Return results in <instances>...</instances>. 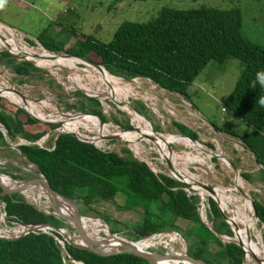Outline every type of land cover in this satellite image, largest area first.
<instances>
[{
  "label": "trees",
  "instance_id": "1",
  "mask_svg": "<svg viewBox=\"0 0 264 264\" xmlns=\"http://www.w3.org/2000/svg\"><path fill=\"white\" fill-rule=\"evenodd\" d=\"M57 1L62 3L63 0ZM65 31L64 33L59 28L58 34L63 33L64 40L73 35V48L63 50V42L54 43L45 37L44 32L34 40L44 50L53 54L63 53L78 58H88L92 55L98 61L88 59L101 66L111 76L126 81L134 78L148 79L160 89L176 94L185 101L186 89L205 66H221L227 59L237 60L241 67L240 73L226 97L224 109L247 131L243 135H234L222 129L216 130L238 139L255 157L260 167L255 178L249 174H241V178L248 183L255 180L264 184V105L259 103L260 99L264 98V87L255 83V73L264 70V46L251 43L244 37L241 13L237 8L199 7L179 10L162 7L143 24L121 22L106 44L91 37H80L78 34L76 38L71 29ZM27 43L32 44L31 41ZM0 64H4L13 74L20 77L18 83H22V78L29 77L31 73L39 72L30 62H16L6 52H0ZM72 95L74 102L64 103L65 110L90 114L102 123L107 122L96 99L85 97L79 91ZM133 108L145 115L144 107L140 103H135ZM90 118L97 121L93 117ZM111 120L121 129H129L127 121L119 122L114 117H111ZM0 125L8 139L18 136L30 143L54 129L38 123L2 98ZM172 126L181 136L191 141L197 140L196 133L185 126L174 122ZM30 128L34 131L29 130ZM6 146L0 133V148ZM208 147L212 148L211 145ZM17 150L27 162L40 171L50 189L80 205L84 212L101 201L113 203L118 193L124 194L123 209L142 210L140 221L127 233L132 241L156 232L179 230L149 210L152 205L160 206L168 215L189 222L190 232L183 237L187 242V254L191 258L205 264H242L241 250L233 243H221L217 238L232 237V233L222 220L216 204L207 199L212 233L198 219L196 195L187 196L182 190L185 186L171 178L164 175L155 177L143 163L133 159L128 150L122 149V156L112 152L103 153L69 134L57 135L50 151L37 146H19ZM195 152L201 154L196 150ZM204 158L209 161L207 156L204 155ZM10 167L15 172L18 171L17 168ZM0 201L4 204V212L9 221L24 226L48 224L55 228L69 229L61 220L37 212L19 194L4 195L0 197ZM252 204L261 227L264 248V205L255 200H252ZM79 212L82 214V210ZM207 219L209 220V217ZM190 222L196 226L193 228ZM109 231L117 234L120 229L115 227ZM53 235L59 239L57 235ZM175 239L170 238L168 242L173 243ZM212 246L217 249L214 250ZM64 250L70 258L82 264H147L127 254L99 257L66 243ZM178 250L184 252L183 246ZM0 264L63 263L61 249L52 237L43 233H30L16 240L0 239Z\"/></svg>",
  "mask_w": 264,
  "mask_h": 264
},
{
  "label": "rangeland",
  "instance_id": "2",
  "mask_svg": "<svg viewBox=\"0 0 264 264\" xmlns=\"http://www.w3.org/2000/svg\"><path fill=\"white\" fill-rule=\"evenodd\" d=\"M162 7L179 10L197 9L199 7L215 9L237 8L241 13L244 37L251 43L264 46V0H70L64 4L57 0H6L4 6L0 8V23L21 32L28 41L32 42V45H29L30 47H27V49L39 52L43 48L37 44L34 38L41 32H44L45 37L53 40L54 43L59 41L66 43L64 34H58L59 28H61L64 33L66 32L65 30L69 31L71 29L74 31L75 37L78 34L80 37H91L100 43L106 44L110 41L112 33L121 22L130 21L143 24ZM69 40L67 48H73L75 39L69 38ZM88 58L98 61L92 55H89ZM28 62L36 67L33 62L29 60ZM36 68L39 69V72L31 73L29 77L22 79V84L30 88L27 95L36 101L48 99L51 103L57 105L58 108L65 111L64 103L72 104L75 99L72 95L74 92L67 89L69 83H65L64 86L58 83L59 76L65 77V73H61V71H58L59 68L56 69L55 67ZM78 68L77 79L84 87V89H80V92L99 101L101 112L107 120L104 124L109 127L107 131L111 130V126H114L111 117H114L119 122L127 121L129 128H134V122H131V117L117 109L111 101L106 100L98 92V84L86 79V74L80 72L82 69L89 71L90 67L79 64ZM240 68V63L235 59H227L221 66L208 64L186 89L187 101L176 94H168L154 89L150 83L143 79H133L134 82L132 80L129 82L123 80L124 85L130 89V95L127 99L122 98L121 100L132 107L137 102L144 107V116L149 123L142 117L140 119L142 127L145 129L151 130L152 126L157 131L156 133L179 136L180 134L172 126L174 122L196 133L197 140L195 142H198L206 152L211 153L210 159L205 166L207 167L205 173H202L203 171L198 166L187 165V171L191 175L196 176L199 181L201 180L200 182L208 183L206 186L208 185L207 187L209 188L215 186L212 184L217 182L223 187L231 185L232 175L227 176L226 170L221 167L218 157L214 156L219 154L228 161L229 166L232 165L234 167L233 169L230 166L242 181L245 190L247 189L246 196L249 201L255 200L264 205V184L255 180L248 183L241 178V174H249L255 178L256 172L260 167L255 164L252 155L242 146L238 139L216 130L222 129L234 135H243L247 131L230 112L224 109V102L239 76ZM66 72L71 73V77L75 75L73 70L66 69ZM20 85L10 70L4 64H0V86L19 88ZM56 86H59V88ZM167 110H171L174 117L169 116L166 113ZM188 113L193 116H188ZM29 130L34 131L32 128ZM122 130L125 131L124 129ZM78 132L82 133L90 142H93L94 137H96V132L89 126H86L85 129H79ZM54 133V131L49 132L51 135L49 144L52 143ZM116 145L120 146L119 152L122 156L121 150H127L126 144L116 143ZM208 145H211L212 148L210 149ZM141 146L148 156L160 160L151 143L141 142ZM170 148L174 156L189 152L182 145L171 144ZM205 151L201 152V157H204ZM0 156H7L24 169L29 170L24 165V160L17 150H11L8 146L0 148ZM213 158L215 161H212ZM162 162L164 165L157 164V168L163 172L164 176L170 177L165 168L164 160ZM7 165L8 163L2 164V170L7 171L10 169L16 175L18 172L21 175L25 174L19 170L15 172ZM33 168L31 167V170ZM212 179L217 182H212ZM188 189L199 197V193L192 187ZM124 197V194L118 193L113 203L98 202L90 206L91 208L87 212H84L80 205H78V208L82 210L81 216L87 220L96 221L104 230L117 227L120 229V232L116 234L117 236L132 241V238L127 233L131 231L130 229L135 223L140 221L142 210L140 208L123 209ZM204 198L206 204L205 214L206 217H209L208 221L210 222L207 199L212 198ZM229 203L231 204V209H234L231 196ZM219 205L221 207V204ZM149 208L153 214L163 218L165 223L174 225L179 229L175 232L183 239L184 244L182 246L186 249L187 242L183 235L190 232L189 222L168 215L160 206L154 207L152 205ZM217 208L221 211L218 204ZM222 213L226 215L224 212ZM100 221L107 222L105 223L107 228ZM255 223L262 244L261 227L257 221ZM190 224L193 228L196 226L192 222ZM101 234L99 233V235ZM173 248L181 249V246L175 244ZM212 248L214 250L217 249L216 246H212ZM155 251L162 252L163 250L158 247ZM162 263L177 264L174 261H164ZM244 264L246 263L244 262ZM251 264L254 263L251 262Z\"/></svg>",
  "mask_w": 264,
  "mask_h": 264
},
{
  "label": "bare ground",
  "instance_id": "3",
  "mask_svg": "<svg viewBox=\"0 0 264 264\" xmlns=\"http://www.w3.org/2000/svg\"><path fill=\"white\" fill-rule=\"evenodd\" d=\"M6 30L11 34L10 35L11 37H9V39L7 40H4V38L0 36V49L1 48L8 49L11 52H16L18 54L24 53L25 59L33 62L35 66L39 68L55 67L56 69L65 68L69 70H75L77 64H82L84 66H87L81 63L80 61H78L77 59L64 58L60 56L52 57L50 53H47L42 50L39 52H33L32 50L19 48L17 47L18 46L17 42L14 41V37L12 36V33L8 29ZM75 72L78 73V71L76 70ZM80 72L86 74L87 77L86 79L98 84V92H100L106 100L111 102L113 101L114 103H116L115 106L117 109L123 111L124 113H126L131 117L132 120L131 122H134V128L136 130L122 133L121 140L123 142L129 143V145L134 148L136 147L135 145L139 141L145 143H151L153 145V150L156 152V154L161 159L163 160L167 159L170 162L172 170L171 172H169V174L171 176L191 186L196 192L199 193L200 196L211 197L214 200H216L220 210L221 211L223 210L222 212H224L229 218V221L227 223L230 226V228L234 230L236 228V231H234V236H232L230 240L239 243L243 248L244 257H245L244 262L246 264H251V262H253L251 256H253L260 261V264H264V250L262 248V244L260 241L259 232L256 229V223H255L256 220L253 218L251 214L249 200L247 199L246 196L247 189L245 190L242 181L239 179L237 174L233 172L232 168L229 166L228 161L225 158H223L221 155L218 156L219 163L221 167L226 170L225 173L227 174V176L232 175L231 185H229L228 187H223L221 186L220 183L215 181V179H212V182L215 181L217 183L212 184L215 186L210 187L211 192L205 191L200 186L201 185L206 186V184L208 183L200 182L201 180L199 181L196 176L191 175L187 171L188 168L187 165L188 166L194 165L200 167L201 170L203 171L202 173H205L207 171V167L205 166L208 160L205 159L204 157H201L198 153L195 152L196 150L201 153L204 150L200 145H198L195 142L188 141L183 137H181L180 135L178 136V135L160 134V133L154 134L151 132V130L143 128L140 116L132 112L128 108L127 103L125 104L121 100L122 98L127 99L130 95V89L124 85L123 80L109 75L103 69H96L90 67L89 71L86 69H82L80 70ZM74 81L77 83L79 80L77 78H74ZM0 95L3 96L4 98H7L11 102L18 103L13 93L1 87H0ZM44 106H46V103H43L42 108H44ZM29 107L32 109V111L35 114L42 117V114L39 111H37V109L33 105H30ZM166 113L169 116L174 117V114L171 110H167ZM189 115L193 116L192 114L188 113V116ZM86 126H91L95 132H98V134L103 133L100 130L106 127V126L101 127L99 123L94 119L84 116L78 119L75 118L73 120H71L70 118L69 121L65 123L60 130L77 132V129L79 128L85 129ZM144 136L146 138H144ZM171 144L182 145L184 148L189 150V152H185L183 154H178L174 156L172 154V151L167 150V145H171ZM205 156H207V158L210 159L211 153L205 151ZM4 182H7V180L4 179ZM25 196L27 198H33L32 195L28 193H25ZM230 196L232 197V205L235 207L234 209H231V204L229 203ZM33 201L37 203L36 197L33 198ZM219 204H221L222 208L220 207ZM1 220L2 219L0 216V221ZM83 227L91 234L93 238L98 237L99 233L107 234V230L101 228L100 225L94 220L83 221ZM151 244L152 243L148 242V240H141L136 244V246L138 248H144V247H149ZM176 253L180 255L183 252L177 250ZM182 263L187 264L185 262Z\"/></svg>",
  "mask_w": 264,
  "mask_h": 264
},
{
  "label": "water",
  "instance_id": "4",
  "mask_svg": "<svg viewBox=\"0 0 264 264\" xmlns=\"http://www.w3.org/2000/svg\"><path fill=\"white\" fill-rule=\"evenodd\" d=\"M23 56H24V53H22L20 55H13V59L19 60V61H23V60L28 61L25 58H23ZM51 56L52 57L60 56V57H64V58H73V59H77L78 61H80L81 63H83L89 67L96 68V69H103L101 66H99L95 62L89 60L88 58H78V57H73V56H70L67 54H52ZM119 79L123 80L122 78H119ZM124 81H126V80H124ZM126 82H129V80ZM161 90H163V89H161ZM10 91L12 93L16 94L20 99H22V96L17 91H14V90H10ZM163 91H165V90H163ZM168 93H171V92H168ZM112 103L114 105H116V103H114L113 101H112ZM127 106L132 112H134L136 115L144 118L148 122L147 118L145 116H143L142 114H140L137 110H135L131 105H129L127 103ZM79 115L83 116V114H79ZM86 115L97 119L100 126L103 125L101 120H99L96 116H93L90 114H86ZM31 118L37 122H40L46 126H49V127H59L60 126V123L45 122V121H42L39 119H35L33 117H31ZM135 130L136 129L132 128V127L127 129V131H135ZM152 132L154 134H156L153 130H152ZM61 133L62 134H69V135L78 139V137L73 133H65V132H61ZM98 137L103 139V140H106V141L118 140L117 137H113V136L101 137L100 135H98ZM144 138H146V137L144 136ZM184 138H186V137H184ZM55 139H54V141H55ZM186 139H188V138H186ZM149 140H151V139H149ZM188 140H190V139H188ZM54 141H53V144H54ZM167 150L171 151L170 145H167ZM247 151L252 155V153L249 150H247ZM214 156L218 157L219 154H216ZM252 157H253L255 164L257 165V163L255 161V157L253 155H252ZM22 159L24 160V165L27 166L29 168V170L24 169L19 164H17L14 160H11L9 158L0 157V197H2L4 195L10 196L12 194H19L22 197H25V193L32 194V195L38 194L47 202V209L46 210H45V208H42L36 204H30L28 202H26V203L29 204L31 207H33L37 212L51 216L53 218H56V219L64 222L69 227V229H71L75 233L76 239L74 241L71 240L65 234L63 228H55V227L48 225V224H38L35 226H27V228L23 232L19 233L15 237H12V238L0 237V239L16 240V239L23 237L24 235L33 233L37 229L46 228V229H49L55 235H57L59 237V239L61 241H63L64 243H66L68 246H71V247H74L76 249L94 254V255L99 256V257H108V256L118 255V254H127V255H131V256H134L136 258H139V259L143 260L144 262H146L147 264H160L164 261H167V262L174 261V262H177V264H182L181 262H185L187 264H205L204 262H202L200 260H196V259L191 258L187 254V250L185 248L183 249L184 252L180 255L177 254L176 252L166 253V252H158V251L148 250V249H141V248H138L136 246V244L139 242L140 239H138L136 241L126 240L124 238L117 236L114 233H111L109 231V229H107V234L102 233L101 235H98V237L93 238L91 236V234L86 229H84V227H83L84 217L81 216V214L79 212L78 205L74 201L65 199L62 196H60L59 194H57L55 191L50 189L46 179L42 176L40 171L36 167H34L32 164L27 162L23 157H22ZM6 162L14 164V166L19 171L24 172L26 174L25 179L21 178V177L16 178L19 176H17L14 173H11V172H9V173L6 171L2 172L4 170H2L1 165L6 163ZM164 162H165V168L167 169V171L171 172L172 167H171L170 162L167 159H164ZM230 166L234 169V167L232 165H230ZM31 167H34L33 170H31ZM170 178L172 180L176 181L177 183L182 184L186 188L191 187L188 184H185L184 182L175 179L171 175H170ZM4 179L7 180V182H4ZM200 187H202L207 192H211V188H209L207 186L201 185ZM211 200L217 206L216 200H214L213 198ZM249 205L251 208L252 216L257 221L252 201H249ZM219 212L221 214L222 220L230 229L232 236H234V231H236V228H235V230L231 229L227 223L229 221V218L226 215H224L221 211H219ZM89 220H91V219H89ZM100 222L106 227V225L103 221H100ZM202 224L210 232L213 233V231L211 229V224L210 225H206L204 223H202ZM217 238L221 243H233L234 245H236L241 250L242 264H244V250L239 243L230 240L231 237H227V236H217ZM263 250H264V248H263ZM251 258L255 264H260V261L258 259H256L253 256H251Z\"/></svg>",
  "mask_w": 264,
  "mask_h": 264
},
{
  "label": "built area",
  "instance_id": "5",
  "mask_svg": "<svg viewBox=\"0 0 264 264\" xmlns=\"http://www.w3.org/2000/svg\"><path fill=\"white\" fill-rule=\"evenodd\" d=\"M0 25L2 26V27L0 26V34H1L0 36L3 37L4 40H7V39H9V37H11L10 36L11 34L6 30V29H8L12 33V36L14 37V41L17 42V44H18L17 47L22 48V49H27V47H30L29 45H32V44H28L27 43L28 40H27L26 36H24L21 32L15 30L13 28H10V27L2 24V23H0ZM2 50H4V51H2ZM42 51L47 52L44 49ZM0 52H6L12 58H13V55L22 54V53L18 54L16 52H11L10 50L3 49V48L0 49ZM47 53H50V52H47ZM52 54L53 53H51V55ZM23 58H25V57L23 56ZM15 61L19 62V60H15ZM20 62H22V61H20ZM26 62H28V61H26ZM78 67H79V64L76 65V68H75L76 71H77V69H79ZM67 70H69V69H67ZM75 70H73V73L75 75L73 77H71V73H67L65 68H59L58 71H61V73H65V77L59 76V79H58L59 82L58 83L61 86H64L65 83H69V87L67 88L69 91H71V92L79 91L80 92V89H84V87H83V85L81 83H79V81L77 83L74 81V78H77V72H75ZM11 74L14 76V78H16V81L20 78V77H17L12 72H11ZM136 79H141V78H134V80H136ZM131 80L134 82L133 79H131ZM131 80H129V81H131ZM143 80H145L148 83H150L153 86L154 89H157L159 91H163L157 85L153 84L148 79H143ZM18 84H21L19 88L18 87H10V86H8L9 88H6L7 86L6 87L5 86H0L1 88L5 89V90H7L9 92H11L10 90L17 91L22 96V99H20L16 94L13 93L14 96H15V99L18 101V103L11 102L7 98H4L1 95H0V97L2 99H4L5 101H7L8 103L12 104L13 106H16L19 109L22 108L21 110L24 113H26L28 116H30V117H33L35 119H39V120H42V121H45V122L60 123V126L59 127H54V129L52 130L55 133H54V136L52 137V143L49 144V141H50V138H51V135L49 134V132L44 134V136H42L39 140H37V141H35L33 143H30V142H27V141L21 139L18 136H15L13 139H8L6 137V134H5L2 126L0 125V133H1L2 137H3V139L5 140L7 146L11 150H17V147H19V146H37L40 149H44V150L50 151L52 149V147H53V141H54V139L56 138L57 135L62 134L61 132L73 133V134H75L78 137V139L77 138L76 139L79 140L80 142L91 144L96 150H98L100 152H103V153H111L112 152V153H115L117 156H121V154L119 152L120 146L116 145V143H124V144H126V148L130 152V154H131L133 159H135L136 161H138L140 163H143L146 166V168L155 177H157L159 175H163V172H161L157 168V164L164 165V163L162 162L163 159L160 158V160H157L156 158H151L150 156H148L146 151H144L142 146H141V142L142 141H139L135 145L136 147L134 148V147H131L129 145V143L123 142L121 140L122 133H124L127 130L123 131L120 127H118L117 125L114 124V126H111V130L107 131L109 127L106 124L103 123V125H101V127L106 126V127H104V129L102 128L100 130L103 133H99L98 134V132H96V137H94L93 142L88 141V139L82 133L78 132V130L81 129V128L77 129V132H75V131L74 132L62 131L60 129L63 127V125L65 123H67L69 121L70 118H71V120H73L75 118L78 119L80 117H84V116H88V115L83 114V116H80L79 114H81V113L76 112L74 110H65V111H63L62 109L58 108L57 105L51 103L48 99H45V100H42V101L33 100L32 98H30L27 95V93L30 91V88L27 87L26 85L22 84V83H18ZM163 92H166V91H163ZM166 93H168V92H166ZM82 94L85 97L90 98L87 94H84V93H82ZM94 99H96V98H94ZM71 101H72V98H71ZM43 103H46V106H44V108H42ZM30 105H33L37 109V111H39L42 114V117H40L39 115L35 114L32 111V109L29 107ZM88 117H90V116H88ZM89 127H91V126H89ZM151 128H152V126H151ZM152 130L154 131L153 128L151 129V132H152ZM98 135H100L101 137H105V136L117 137L118 140L106 141V140H103V139L99 138ZM189 141H191V140H189ZM192 142H195V141H192ZM195 143L200 145L198 142H195ZM203 151H205V150H203ZM168 178H170V177H168ZM182 190L186 193L187 196L195 195L193 192H191V190H189L186 187L182 188ZM32 197L33 198L36 197L37 203L33 201V198H27L25 196V197H23V199H24L25 202H28L30 204H36V205H38V206H40L42 208H45V210L47 209V202L41 196L36 194V195H32ZM205 207H206L205 198L199 195L198 203L196 204V212H197V215H198V219H199L200 222H202V223H204L206 225H210L211 222L208 221V219L206 217V214H205ZM0 216H1V219H2L0 221V237L12 238V237L17 236L19 233L23 232L27 228V226L18 224L16 222L9 221L6 218V215H5V212H4V204L1 201H0ZM83 220L86 221L87 219L84 218ZM63 230H64L65 234L71 240L74 241L76 239V235L71 229L63 228ZM38 233L46 234V235L52 237L56 241V243L59 245V248L61 249V262L63 264H82L81 262L75 261L72 258H70V256L64 250V242L61 241L60 239L54 237V235H53L54 233H52L49 229L40 228V229H37L36 231H34L32 234H38ZM175 237H177L178 239H175ZM170 238H174L175 241H173V243L167 242ZM141 240H148V242L152 243L147 248L148 250H154L155 251L156 248H158V247L160 248L161 247V249L163 250L162 252H166V253H171V252L174 253V252H176L178 250L176 248H173V245L179 244L180 246H182L184 244L183 243V239L181 238V236L175 231L156 232V233L150 234L149 236H146L145 238L144 237L141 238L139 241H141ZM183 249H184V247H183Z\"/></svg>",
  "mask_w": 264,
  "mask_h": 264
},
{
  "label": "clouds",
  "instance_id": "6",
  "mask_svg": "<svg viewBox=\"0 0 264 264\" xmlns=\"http://www.w3.org/2000/svg\"><path fill=\"white\" fill-rule=\"evenodd\" d=\"M5 2L6 0H0V8L4 6ZM255 83L264 87V70H260L255 73ZM259 103L264 105V98L260 99Z\"/></svg>",
  "mask_w": 264,
  "mask_h": 264
},
{
  "label": "crops",
  "instance_id": "7",
  "mask_svg": "<svg viewBox=\"0 0 264 264\" xmlns=\"http://www.w3.org/2000/svg\"><path fill=\"white\" fill-rule=\"evenodd\" d=\"M63 1H64V2H63ZM63 1H62V4H64V3H68L70 0H63ZM71 38H73V37H71ZM69 41H70V40H69V38H68V39L66 40V43H64V45H63V50L67 49V46H68L67 44L69 43ZM0 157H2V156H0ZM6 163H7V162H6ZM8 165H9V167L12 166V167L16 168V167L14 166V164L8 163ZM10 168H11V167H10ZM6 172H8V173H9V172L14 173V172L11 171L10 169H8ZM14 174H15V173H14ZM17 176H19V177L25 179V176H26V175H25V174H22V175H21L20 172H18V173H17ZM248 225H249V224H248ZM251 238H252V237H251Z\"/></svg>",
  "mask_w": 264,
  "mask_h": 264
},
{
  "label": "flooded vegetation",
  "instance_id": "8",
  "mask_svg": "<svg viewBox=\"0 0 264 264\" xmlns=\"http://www.w3.org/2000/svg\"><path fill=\"white\" fill-rule=\"evenodd\" d=\"M5 171V170H4Z\"/></svg>",
  "mask_w": 264,
  "mask_h": 264
}]
</instances>
